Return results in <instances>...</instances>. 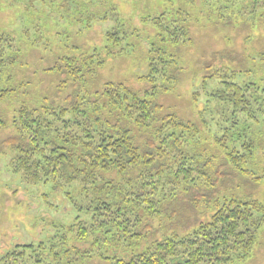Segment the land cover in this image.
Returning a JSON list of instances; mask_svg holds the SVG:
<instances>
[{"label":"trees","instance_id":"obj_1","mask_svg":"<svg viewBox=\"0 0 264 264\" xmlns=\"http://www.w3.org/2000/svg\"><path fill=\"white\" fill-rule=\"evenodd\" d=\"M213 4L226 13L222 24L235 8L241 10V23L249 18L264 21V0H215ZM90 5L75 6L79 23L86 22V27L100 16L90 11ZM110 15L115 24L104 33L109 46L130 48L124 43L138 31L127 29L117 13ZM191 20L197 18L172 4L141 18L155 31L148 41L147 73L139 77L147 85L143 90L121 82L84 88L87 78L91 81L104 64V57L93 48L89 54L59 55L56 64L46 69L64 77L55 88L58 95L71 86V92L59 96L62 105H53L55 100L45 95L35 103L28 98L19 101L10 122L14 133L6 138L14 153L9 171L30 185L50 182L56 189L77 181L80 201H72L77 215L67 227L54 225L53 233L36 243H14L0 264H78L91 253L78 243L90 238L137 246L143 239L138 229L144 211L164 217L179 190L182 194L192 191L195 202L206 196L205 203L214 204L210 219L191 226L184 235L151 240L126 259L100 252L101 258L109 264H230L250 255L257 230L264 224V204L234 196L217 200L214 185L223 181L227 169L241 177L251 175L256 183L262 178L249 168L260 149L256 138L261 134L258 126L249 128V123H259L264 115V89L239 80V73L226 64L215 68L214 62L226 59L227 52H212L207 58L200 84L205 98L203 123L215 132L214 147L223 148L219 155L207 152L208 145L201 143L193 124L174 113H162L155 103L158 92L169 91L177 82L182 66L175 52L193 44ZM27 29L24 35L33 37L34 45L43 41L40 30L33 28L31 34ZM18 41L8 33L0 34V103L27 92V83L9 87L12 77H5L22 53ZM196 96L193 93L198 100ZM8 125L0 117V128ZM216 162L218 167L213 165ZM66 188L64 195L71 202L75 198Z\"/></svg>","mask_w":264,"mask_h":264},{"label":"rangeland","instance_id":"obj_2","mask_svg":"<svg viewBox=\"0 0 264 264\" xmlns=\"http://www.w3.org/2000/svg\"><path fill=\"white\" fill-rule=\"evenodd\" d=\"M215 0H0V34L8 33L18 38L21 48L18 64L6 72L5 77H12L11 85L18 86L27 83V92L20 91L16 96L0 103V117L9 122L6 128H0V258L16 242L36 243L53 233L54 225L68 226L77 215L72 201L79 200V182L70 187L56 189L50 182L47 184L30 185L23 181L20 175L9 171V161L14 153L8 146L6 138L14 133L11 118L14 108L22 99L32 103L45 95L53 105H62L59 99L71 92V86H66L59 95L55 92L63 76L46 69L57 62V57L63 54H89L93 48L104 57V64L98 67L95 77L87 78L86 89L100 88L105 82L123 83L133 90H143L139 77L147 73L146 53L149 40L154 36V28L142 23L141 18L161 12L171 4L181 8L197 18L191 20V37L193 44L184 45L175 52L179 58L182 70L176 75L177 82L169 91L158 92L155 103L162 113H174L177 117L194 125L202 144L208 145L207 152L219 155L223 148L215 146L214 133L204 123L206 118L202 111L204 96L201 90V77L205 73L207 58L212 52H227L226 59L218 58L215 68L226 64L239 73V80H246L264 89V21L241 23V10L235 8L228 14L226 24H222L221 13ZM67 2V3H66ZM80 2H90V11L107 19H95L90 27L86 22L78 21L79 9L75 6ZM213 4V6L211 5ZM36 7V8H34ZM114 8V10H113ZM36 9V10H35ZM117 13L118 18L127 29L138 31L130 34L126 40L130 48L121 49V45L111 49L105 39V31L109 30L115 21L110 12ZM214 22V23H213ZM25 28L30 31L40 30L43 41L34 45V38L24 35ZM36 34V33H35ZM38 34V35H39ZM36 34V36H38ZM10 82V79L9 81ZM94 86V87H93ZM197 92L198 100L193 93ZM258 126L261 134L256 138L259 148L249 168L262 178L254 182L250 174L241 177L237 172L227 169L223 181H217V200L224 197L254 198L264 204V115L260 122L250 124ZM248 128V127H247ZM255 134L252 138H255ZM203 138V139H202ZM6 143V144H5ZM215 161L218 159L214 157ZM218 167L217 162L213 164ZM224 168V167H222ZM221 169V166L218 168ZM172 186L166 187V192ZM68 189L73 200L64 195ZM178 190V189H177ZM201 195L202 192L200 191ZM190 193L177 192L178 199L169 203L168 213H143V224L138 231L143 239L137 246L124 247V241L106 240L78 243L80 249L90 250V257L78 264H109L105 257L114 256L128 258L132 252H141L145 244L151 240L167 237L173 233L184 235L191 226L210 219L213 213L212 204L205 203L206 196H199L197 202ZM163 218V226L160 218ZM171 220V221H170ZM104 258H101V253ZM230 264H264V224L257 230L255 243L248 257Z\"/></svg>","mask_w":264,"mask_h":264}]
</instances>
